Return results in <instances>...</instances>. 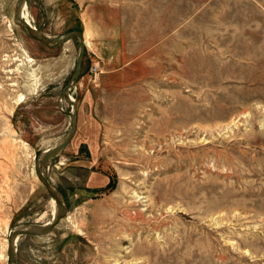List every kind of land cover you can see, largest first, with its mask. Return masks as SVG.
Returning <instances> with one entry per match:
<instances>
[{"label":"rangeland","instance_id":"374dc122","mask_svg":"<svg viewBox=\"0 0 264 264\" xmlns=\"http://www.w3.org/2000/svg\"><path fill=\"white\" fill-rule=\"evenodd\" d=\"M17 2L0 0V264L16 228L54 220L36 165L69 133L80 53L29 37ZM23 7L86 52L77 131L50 166L68 212L17 240L20 263L264 264V0Z\"/></svg>","mask_w":264,"mask_h":264},{"label":"water","instance_id":"95a60500","mask_svg":"<svg viewBox=\"0 0 264 264\" xmlns=\"http://www.w3.org/2000/svg\"><path fill=\"white\" fill-rule=\"evenodd\" d=\"M27 3V0H18L16 4V12L14 15V21L19 23L18 25L23 26L25 30L27 31V34L29 37H31L35 41H39L43 46L52 49L54 47H59L64 45L67 41L70 39L78 38L80 41V53L76 60V69L74 71V74L72 76L71 82L62 90L61 96L59 97V105L62 104V101L65 100L67 103L69 102L72 105L73 110L67 113V115L70 117V130L69 133L61 140L60 143L55 144V146H52L45 151L42 152L41 157L39 158L36 168L38 176L41 180V182L44 183L46 190L50 197L55 198L56 202L59 205V213L57 217L50 223L45 224L40 228L39 230L32 227L29 229H18L16 228L12 235L9 237V248H8V257L10 259L11 264H21L19 261V258L17 256V250L15 242H13L14 236L21 238V237H29V236H36V237H43L44 235L50 234L58 225V223L62 220V218L66 215L67 211V205L64 201V196L56 190L50 182V166L52 165L53 160L61 154V152L70 144V142L73 140V137L77 131V114H78V108L76 105V101L70 100L71 94L69 91L76 87L79 82V76L82 69V61L85 55V39L84 35L81 32H71L66 34V36L60 38V39H50L47 36H44L38 29L34 28L29 22L23 20L22 13H23V6ZM54 192H58L59 196L54 195Z\"/></svg>","mask_w":264,"mask_h":264},{"label":"bare ground","instance_id":"6f19581e","mask_svg":"<svg viewBox=\"0 0 264 264\" xmlns=\"http://www.w3.org/2000/svg\"><path fill=\"white\" fill-rule=\"evenodd\" d=\"M26 7V6H25ZM23 9H24V7H22ZM22 17H23V20H25V21H27L28 22V18H27V14H26V12L24 11L23 13H22ZM30 21V20H29ZM30 23V22H29ZM22 99H23V97H22ZM75 100V99H74ZM61 141L59 140V141H57L55 144H57V143H60ZM55 146V145H54ZM54 195H55V197L56 196H59L60 197V195H58V192L56 193V192H54ZM61 198V197H60ZM53 204H54V208H53V218L55 219L56 217H57V215H58V213H59V205H58V203L56 202V199L54 198V200H53ZM50 224V223H49ZM32 227H34V228H36V229H40V228H42V226H34V225H29V226H21V227H19L18 229H29V228H32ZM19 238L18 237H16V236H14V238H13V242H15V245H16V243H17V240H18Z\"/></svg>","mask_w":264,"mask_h":264},{"label":"built area","instance_id":"2783aa9c","mask_svg":"<svg viewBox=\"0 0 264 264\" xmlns=\"http://www.w3.org/2000/svg\"><path fill=\"white\" fill-rule=\"evenodd\" d=\"M98 68H99V64H96V65L93 67L92 71H93L94 73H96L97 70H98Z\"/></svg>","mask_w":264,"mask_h":264}]
</instances>
